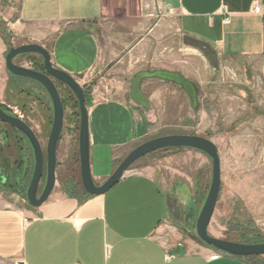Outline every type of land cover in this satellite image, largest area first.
I'll list each match as a JSON object with an SVG mask.
<instances>
[{
  "label": "crops",
  "instance_id": "0c3cea01",
  "mask_svg": "<svg viewBox=\"0 0 264 264\" xmlns=\"http://www.w3.org/2000/svg\"><path fill=\"white\" fill-rule=\"evenodd\" d=\"M257 1L262 15L253 12ZM192 43L244 67L257 60L264 83V0H0V54L39 44L56 68L90 88L98 186L134 148L157 138L162 122L186 128L215 114L218 77L191 81L168 69ZM70 111L58 145V164L70 173L46 203L30 206L0 168V264H259L224 253L214 258L220 252L169 227L168 193L153 167L129 170L107 193L88 195L80 185V118Z\"/></svg>",
  "mask_w": 264,
  "mask_h": 264
},
{
  "label": "rangeland",
  "instance_id": "374dc122",
  "mask_svg": "<svg viewBox=\"0 0 264 264\" xmlns=\"http://www.w3.org/2000/svg\"><path fill=\"white\" fill-rule=\"evenodd\" d=\"M192 45L195 46L185 54L176 52L174 63L168 69L191 81L200 76L207 81L218 77V100L213 102L218 105V109L210 110L215 114L203 121L191 122L186 128L162 122L152 136L173 135L190 130L208 137L218 145L222 188L209 233L213 237L238 243L263 242L264 114L261 112L264 113V83L259 72V62L252 60L244 67L236 60L217 56L206 45ZM6 54H0V104L6 106L9 113L31 123L46 151L52 128L48 124L44 104L52 108L51 100L36 82L13 81L6 68ZM32 58L37 61L41 59L40 55L32 54L20 56L15 62L33 68ZM207 86L208 98H211V88ZM59 90L62 92L64 88ZM19 91H30L33 96L19 94ZM36 96L42 100L38 101ZM24 105L27 107L22 112L21 106ZM70 112L67 110L66 115ZM0 126L7 131L4 136L0 129V168L6 169L8 186L26 198V189L34 169L32 149L22 133L12 131L6 125ZM58 165V180L62 181L67 172L70 173L71 167L63 163ZM147 166L156 170L162 188L168 193L169 227H174L180 235L202 243L197 235L196 223L210 190L212 161L204 154L189 153L185 148L171 149L141 159L133 165L130 174ZM76 177L79 178L77 171ZM161 237L165 239L166 236L162 234Z\"/></svg>",
  "mask_w": 264,
  "mask_h": 264
},
{
  "label": "water",
  "instance_id": "95a60500",
  "mask_svg": "<svg viewBox=\"0 0 264 264\" xmlns=\"http://www.w3.org/2000/svg\"><path fill=\"white\" fill-rule=\"evenodd\" d=\"M40 55L44 70L39 71L15 60L20 56ZM6 68L12 77L31 80L39 84L48 94L53 108V125L48 138L46 151L35 130L24 119L6 112L0 106V122L10 125L24 135L34 156V169L26 189V198L30 206L41 207L48 201L58 182V145L62 138L66 109L58 84H63L76 96L80 110V168L81 181L85 192L90 196L107 193L116 186L135 163L154 152L165 149H194L207 155L213 164L210 190L196 223L197 235L207 246L238 258L264 257V243L247 244L228 241L210 235L209 227L214 216L222 187L221 157L217 145L210 139L198 135L173 134L153 138L134 148L119 164L113 174L102 185H96L91 172L89 111L85 89L67 72L52 63L50 52L39 44H26L12 47L6 55ZM46 177L44 181V173ZM0 178L4 183V169H0ZM43 183V187L41 185ZM41 189V190H40Z\"/></svg>",
  "mask_w": 264,
  "mask_h": 264
},
{
  "label": "trees",
  "instance_id": "16d2710c",
  "mask_svg": "<svg viewBox=\"0 0 264 264\" xmlns=\"http://www.w3.org/2000/svg\"><path fill=\"white\" fill-rule=\"evenodd\" d=\"M31 62H33V69H35V70H39V71H40V70H44V66H43V62H42V61H37L36 58H32ZM13 78L15 79V81H21V80H24V79L16 78V77H13ZM58 87H59V88H61V87L64 88V90L61 92V94H62V99H63V103H64V106H65V109H66V110H67V109H70V110H72V111H76L78 117L80 118L79 103H78V100H77L76 96L73 94V92H72L70 89L66 88L63 84H61V83L58 84ZM85 92H86V102H87V107H89V106L91 105V90H90V88H85ZM21 93H26V94H27L28 96H30V97L33 96V93L30 92V91H19V94H21ZM36 99H37L38 101H41V100H42V99H41L40 97H38V96H36ZM41 104L43 105L44 103L42 102ZM44 105H46V106H45V109H46V112H47L48 124H49V126H51V128H52V125H53V108H50L47 104H44ZM0 106H1L6 112L9 113V111H8V109H7L6 106H4V105H2V104H0ZM26 107H27V106H25V105H24V106H21V110H22V112H23V111L25 112ZM10 114H11V113H10ZM49 114H51V115H49ZM72 116H74V114H73ZM25 121H26L28 124H30L29 121H27V120H25ZM7 126L11 127L10 125H7ZM30 126H31V124H30ZM11 129L17 132L16 129H14V128H12V127H11ZM50 131H51V130H50ZM50 131H49V133H50ZM169 150H171V149H165V150H161V151H158V152H154V153L150 154V155L147 156V157H151V156H153V155L156 154V153H159V152H162V151H169ZM147 157H145V158H147ZM145 158H143V159H145ZM143 159H142V160H143ZM80 185H81V187L83 188L82 183H81ZM259 243H264V241H263V242H258V241H256V242H253V243H247V244H259ZM251 259L258 261L259 264H264V257H253V258H251Z\"/></svg>",
  "mask_w": 264,
  "mask_h": 264
},
{
  "label": "built area",
  "instance_id": "2783aa9c",
  "mask_svg": "<svg viewBox=\"0 0 264 264\" xmlns=\"http://www.w3.org/2000/svg\"><path fill=\"white\" fill-rule=\"evenodd\" d=\"M253 12L254 14L256 15H262L263 14V6L261 4L260 1H257L255 4H254V8H253ZM222 254L221 253H217L214 258H219V256H221Z\"/></svg>",
  "mask_w": 264,
  "mask_h": 264
},
{
  "label": "flooded vegetation",
  "instance_id": "af4514ba",
  "mask_svg": "<svg viewBox=\"0 0 264 264\" xmlns=\"http://www.w3.org/2000/svg\"><path fill=\"white\" fill-rule=\"evenodd\" d=\"M40 71H42V70H40ZM45 177H46V169H45V173H44V181H45Z\"/></svg>",
  "mask_w": 264,
  "mask_h": 264
}]
</instances>
